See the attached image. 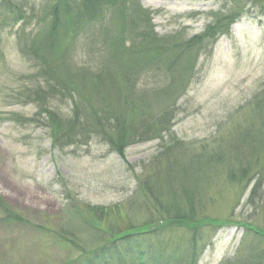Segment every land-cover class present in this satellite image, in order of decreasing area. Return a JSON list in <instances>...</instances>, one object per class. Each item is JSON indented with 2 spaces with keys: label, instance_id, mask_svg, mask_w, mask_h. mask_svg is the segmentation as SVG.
I'll return each instance as SVG.
<instances>
[{
  "label": "trees",
  "instance_id": "1",
  "mask_svg": "<svg viewBox=\"0 0 264 264\" xmlns=\"http://www.w3.org/2000/svg\"><path fill=\"white\" fill-rule=\"evenodd\" d=\"M220 1L223 10L210 14L211 22L202 33L159 36L152 24V13L142 7L141 0H43L32 9L39 31L28 33L22 48L40 62L37 76L46 88L23 92L21 97L29 93L32 98L33 93L35 100L45 98L49 106L59 96L69 97L70 116L63 117L53 107L45 108L49 118L41 124L51 129L61 151L97 140L116 151L131 144L164 140L172 133L178 102L186 94L201 56L211 53L221 37L231 35L232 26L247 12L243 0ZM26 11V5L19 0H0V20L26 24L27 30L30 17ZM126 27L130 30V45ZM81 36L92 58L89 62H94L86 60L88 70L76 71L78 65L73 59ZM95 61L98 64L93 70ZM149 79L155 80L154 86L150 87ZM234 121L232 128L219 137L165 143L157 156L143 164L130 197L109 206L75 201L73 211L66 207L68 224L60 229L58 238L71 242L80 252L66 264H198L211 240L205 230L209 226L194 217L196 207L205 204L204 186L210 188L215 183L220 169H227L228 180L251 182L253 165L260 176L252 198L264 181V82L240 107ZM238 149L248 154L260 151V157L252 162ZM67 197L73 195L69 193ZM0 210L5 212V220L24 222L1 195ZM141 214L170 218L141 222ZM70 218L99 237L92 251L82 245L84 240L72 230L75 223L70 226ZM160 220L174 222L156 231L148 230ZM178 231L187 237L182 251L176 249L160 260L147 256L143 247L150 238L160 239ZM249 232L252 240L245 245L246 256L222 264H264V248L258 243L264 239V229L257 233L250 228ZM136 250L138 255L133 258Z\"/></svg>",
  "mask_w": 264,
  "mask_h": 264
},
{
  "label": "rangeland",
  "instance_id": "2",
  "mask_svg": "<svg viewBox=\"0 0 264 264\" xmlns=\"http://www.w3.org/2000/svg\"><path fill=\"white\" fill-rule=\"evenodd\" d=\"M19 1L26 5L30 17L27 30L26 24L0 20V195L24 222H9L0 210V264H66L80 253L71 242L58 238L60 229L68 224L66 207L73 211L75 201L107 206L122 201L137 186L143 164L157 156L165 143L175 139L198 142L219 137L232 128L240 107L264 82V3L243 0L247 12L232 26L231 35L221 37L211 53L201 56L187 92L178 102L172 133L164 140L131 144L121 151L97 140L61 151L51 129L41 124L49 118L45 108L53 107L63 117L70 116L69 97L59 96L50 106L45 105V98L35 100L33 93L32 98L29 93L21 97L23 92L46 87L37 76L40 62L22 48L27 34L39 31L32 9L43 0ZM141 5L152 13V24L159 36H193L205 30L211 22L210 14L223 10L224 4L220 0H141ZM125 36L130 45L129 27ZM84 40L81 36L75 48L76 71L88 70L86 60L94 62H89L92 58ZM97 64L95 61L91 69H96ZM154 82L149 79L150 87ZM238 150L240 153L243 149ZM254 152L246 153L252 162L258 161L261 153ZM252 168L251 182L228 180L227 169H220L215 183L210 188L204 186L205 204L196 207L194 217L213 226L205 228L211 240L198 264H222L246 256L245 245L252 240L249 229L257 233L264 229V181L252 198L260 176L256 175L258 167ZM68 192L73 198L67 197ZM159 217L170 218L141 214L138 219L144 222ZM70 220L71 226L76 220ZM84 226L75 223L72 230L91 250L99 237ZM186 238L183 231L150 238L143 250L160 260L176 249L182 251ZM258 243L264 248V239ZM137 255V250L132 253L133 258Z\"/></svg>",
  "mask_w": 264,
  "mask_h": 264
}]
</instances>
